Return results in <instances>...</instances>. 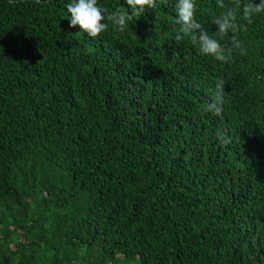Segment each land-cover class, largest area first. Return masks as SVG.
Instances as JSON below:
<instances>
[{
    "label": "trees",
    "instance_id": "1",
    "mask_svg": "<svg viewBox=\"0 0 264 264\" xmlns=\"http://www.w3.org/2000/svg\"><path fill=\"white\" fill-rule=\"evenodd\" d=\"M68 2L0 0V264H264V14L221 63L175 43V0L96 38Z\"/></svg>",
    "mask_w": 264,
    "mask_h": 264
},
{
    "label": "clouds",
    "instance_id": "2",
    "mask_svg": "<svg viewBox=\"0 0 264 264\" xmlns=\"http://www.w3.org/2000/svg\"><path fill=\"white\" fill-rule=\"evenodd\" d=\"M167 2V0H163ZM130 12L125 13L120 9L108 12L107 9L98 5V0H69L66 9L69 19V27L79 25L80 32L86 33L91 38H96L108 30L109 23L125 31L134 17L143 15L146 9L157 7L156 0H126ZM230 5L225 8V0H217V6L224 11L212 17L211 23L216 25V35L220 38L229 36L231 33V48L225 47L215 36L209 35L203 29L201 23L196 20V0H175L174 7L177 13L175 24L179 26L174 41L177 45L190 40L199 53L210 56L221 63H228L232 58V48L237 49L239 54H246V49L238 39V33L245 28L246 24H252L254 18L264 14V0H230ZM199 30V31H198ZM227 81L217 79L213 90L209 91L210 99L205 103L202 111L223 119L225 100V85ZM218 136L221 133L218 130ZM227 143V140H222Z\"/></svg>",
    "mask_w": 264,
    "mask_h": 264
}]
</instances>
